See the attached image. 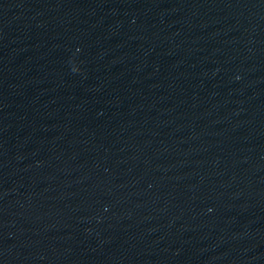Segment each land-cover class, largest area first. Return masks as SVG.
Segmentation results:
<instances>
[{
    "label": "clouds",
    "instance_id": "1",
    "mask_svg": "<svg viewBox=\"0 0 264 264\" xmlns=\"http://www.w3.org/2000/svg\"><path fill=\"white\" fill-rule=\"evenodd\" d=\"M74 70H78V69H74Z\"/></svg>",
    "mask_w": 264,
    "mask_h": 264
}]
</instances>
